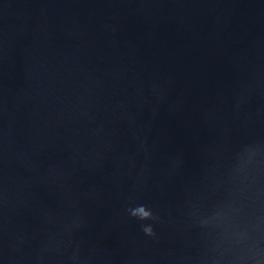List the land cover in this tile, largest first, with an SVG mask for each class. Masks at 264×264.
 <instances>
[{
	"label": "water",
	"instance_id": "1",
	"mask_svg": "<svg viewBox=\"0 0 264 264\" xmlns=\"http://www.w3.org/2000/svg\"><path fill=\"white\" fill-rule=\"evenodd\" d=\"M53 235L264 264V0H0V264H66Z\"/></svg>",
	"mask_w": 264,
	"mask_h": 264
},
{
	"label": "clouds",
	"instance_id": "2",
	"mask_svg": "<svg viewBox=\"0 0 264 264\" xmlns=\"http://www.w3.org/2000/svg\"><path fill=\"white\" fill-rule=\"evenodd\" d=\"M128 214L140 222L157 221L159 216L155 215L153 210L145 205H137L127 209ZM75 223V221L73 222ZM71 229H66L70 231ZM141 230L148 237H155V232L150 224L141 223ZM43 252L58 254L64 257L66 264H86V260L79 253L78 249H73L71 241H66L62 237L53 235L42 249Z\"/></svg>",
	"mask_w": 264,
	"mask_h": 264
}]
</instances>
